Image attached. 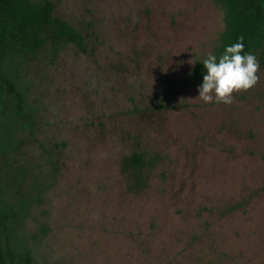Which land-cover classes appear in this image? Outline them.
Listing matches in <instances>:
<instances>
[{
    "label": "rangeland",
    "instance_id": "1",
    "mask_svg": "<svg viewBox=\"0 0 264 264\" xmlns=\"http://www.w3.org/2000/svg\"><path fill=\"white\" fill-rule=\"evenodd\" d=\"M52 1L85 47L4 63L8 264H264V48L255 85L204 103L186 77L223 28L216 0ZM132 150L157 155L137 191Z\"/></svg>",
    "mask_w": 264,
    "mask_h": 264
},
{
    "label": "trees",
    "instance_id": "2",
    "mask_svg": "<svg viewBox=\"0 0 264 264\" xmlns=\"http://www.w3.org/2000/svg\"><path fill=\"white\" fill-rule=\"evenodd\" d=\"M222 9L223 28L210 52L217 56L224 46L243 36L244 51L260 52L264 48V0H216ZM52 0H0V94L15 92L12 79L4 69L5 61L13 55L35 52L48 44L73 43L83 50L84 37L69 21L54 13ZM197 57L186 80L197 86L202 81V59ZM20 100V99H19ZM157 155L132 150L120 161V169L132 191L144 187L149 169ZM2 171L0 166V207ZM4 228L0 222V264H8L3 246ZM20 264H29L28 253H19Z\"/></svg>",
    "mask_w": 264,
    "mask_h": 264
},
{
    "label": "clouds",
    "instance_id": "3",
    "mask_svg": "<svg viewBox=\"0 0 264 264\" xmlns=\"http://www.w3.org/2000/svg\"><path fill=\"white\" fill-rule=\"evenodd\" d=\"M243 40V36H238L235 42L224 46L219 56L209 52L200 61L205 71L196 97L204 103H231L234 91L246 90L259 79V61L255 53L244 51Z\"/></svg>",
    "mask_w": 264,
    "mask_h": 264
}]
</instances>
